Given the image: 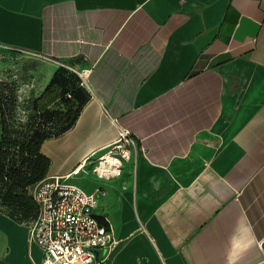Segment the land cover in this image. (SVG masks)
I'll list each match as a JSON object with an SVG mask.
<instances>
[{
	"label": "crops",
	"instance_id": "1",
	"mask_svg": "<svg viewBox=\"0 0 264 264\" xmlns=\"http://www.w3.org/2000/svg\"><path fill=\"white\" fill-rule=\"evenodd\" d=\"M12 52L92 70L73 125L41 145L47 176L118 127L136 140L118 176L90 157L70 177L112 231L104 264H264V0H0ZM0 234V264H41L26 226L0 215Z\"/></svg>",
	"mask_w": 264,
	"mask_h": 264
},
{
	"label": "built area",
	"instance_id": "2",
	"mask_svg": "<svg viewBox=\"0 0 264 264\" xmlns=\"http://www.w3.org/2000/svg\"><path fill=\"white\" fill-rule=\"evenodd\" d=\"M67 68L88 91L87 78L92 70ZM111 121L116 125L115 119ZM136 150L135 138L118 127L117 138L104 152H93L71 174L46 176L32 187L37 215L25 226L28 243L38 249L41 264H104L115 243L112 231L107 221L93 212L96 195L71 183L70 177L78 174L90 157L95 162L92 172L98 178L118 176Z\"/></svg>",
	"mask_w": 264,
	"mask_h": 264
},
{
	"label": "trees",
	"instance_id": "3",
	"mask_svg": "<svg viewBox=\"0 0 264 264\" xmlns=\"http://www.w3.org/2000/svg\"><path fill=\"white\" fill-rule=\"evenodd\" d=\"M65 72L75 78L73 87L58 75ZM80 83L76 73L65 66L58 67V73L33 102L34 115L24 125V131L9 136L5 134L0 140V213L18 224L26 225L37 215L31 189L47 176L50 166L41 145L65 132L75 122L89 96ZM70 102L69 110L64 111V105ZM57 106L63 109L55 108ZM58 118L60 127L55 130L46 128L47 124H55Z\"/></svg>",
	"mask_w": 264,
	"mask_h": 264
},
{
	"label": "rangeland",
	"instance_id": "4",
	"mask_svg": "<svg viewBox=\"0 0 264 264\" xmlns=\"http://www.w3.org/2000/svg\"><path fill=\"white\" fill-rule=\"evenodd\" d=\"M57 73L58 68L50 69L47 63L37 58L13 52L0 54V140L5 134L9 136L24 131V125L34 115L33 102L42 95ZM58 75L68 81L67 85H75L72 74L65 72ZM70 105L71 102L64 105V111L69 110ZM54 122L59 123V118ZM55 124H47L46 128L53 127L55 130L61 122L57 126ZM4 239V235L0 234V253L5 248Z\"/></svg>",
	"mask_w": 264,
	"mask_h": 264
}]
</instances>
